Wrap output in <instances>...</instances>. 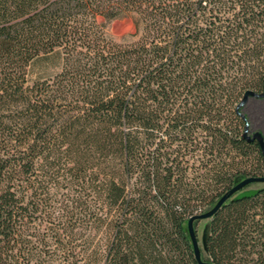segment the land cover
I'll return each instance as SVG.
<instances>
[{
	"label": "trees",
	"instance_id": "obj_1",
	"mask_svg": "<svg viewBox=\"0 0 264 264\" xmlns=\"http://www.w3.org/2000/svg\"><path fill=\"white\" fill-rule=\"evenodd\" d=\"M246 89L264 0H0V264H198L188 217L264 175ZM207 223L202 260L264 264V182Z\"/></svg>",
	"mask_w": 264,
	"mask_h": 264
},
{
	"label": "water",
	"instance_id": "obj_2",
	"mask_svg": "<svg viewBox=\"0 0 264 264\" xmlns=\"http://www.w3.org/2000/svg\"><path fill=\"white\" fill-rule=\"evenodd\" d=\"M249 97H264V89L260 92L253 91L251 89H246L239 101L237 102L235 108L238 111L240 107H242L247 99ZM241 116L245 119V117L241 114ZM242 137L251 140V139H256L260 150L262 154L264 155V137L262 136L261 132L259 131H253L251 133H248V124L247 121H245V126L242 132ZM250 182H264V175L261 176H247L239 180L237 183H235L230 189L225 191L219 198L218 200L214 203L212 207H210L208 210L200 212V213H193L190 215L186 221V228L187 232L189 234L191 244L193 247V252H194V257L198 264H214L209 261H205L201 259V252H200V247H199V241L197 239V235L195 234V228H194V221L195 220H202V219H208L216 210L217 208L222 204V202L227 199L229 196H231L234 192L238 191L241 189L244 185ZM256 191L254 188H247L244 190L239 191L235 196L236 197H241V196H248L253 194ZM207 232H208V223L203 228L202 235H201V243H202V248L205 250L206 248V237H207Z\"/></svg>",
	"mask_w": 264,
	"mask_h": 264
},
{
	"label": "rangeland",
	"instance_id": "obj_3",
	"mask_svg": "<svg viewBox=\"0 0 264 264\" xmlns=\"http://www.w3.org/2000/svg\"><path fill=\"white\" fill-rule=\"evenodd\" d=\"M105 31L115 39H123L133 34L135 28L131 16L129 14H123L109 20L105 25ZM241 109L248 124V133L259 131L264 137L261 131V129L264 130V97H249ZM257 125H259L261 129H259ZM260 185L262 184L254 183L251 184L250 187ZM206 223L207 219H202L199 220L196 225L199 247L202 246L201 235Z\"/></svg>",
	"mask_w": 264,
	"mask_h": 264
},
{
	"label": "crops",
	"instance_id": "obj_4",
	"mask_svg": "<svg viewBox=\"0 0 264 264\" xmlns=\"http://www.w3.org/2000/svg\"><path fill=\"white\" fill-rule=\"evenodd\" d=\"M257 126H258L259 129H261V127L259 125H257ZM261 131H262V133L264 135V130L261 129Z\"/></svg>",
	"mask_w": 264,
	"mask_h": 264
}]
</instances>
